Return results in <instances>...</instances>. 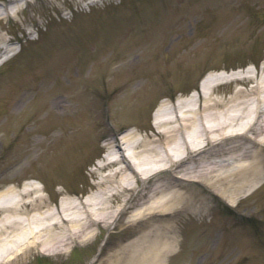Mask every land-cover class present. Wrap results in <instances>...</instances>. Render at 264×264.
I'll use <instances>...</instances> for the list:
<instances>
[{
	"label": "rangeland",
	"instance_id": "374dc122",
	"mask_svg": "<svg viewBox=\"0 0 264 264\" xmlns=\"http://www.w3.org/2000/svg\"><path fill=\"white\" fill-rule=\"evenodd\" d=\"M119 1L122 2L120 6L117 5ZM128 1L30 0V5L20 10L15 17L0 21V38L8 40L22 37L25 40L20 53L8 59L0 68V81H3L0 87V188L21 186L33 180L40 182L38 185L44 186L45 192L48 193V196H45L42 192L50 208L58 204L63 196L82 199L84 194L94 190L93 184L99 176L94 172V164L104 151L103 144L97 138L104 130L102 115L99 113L97 116L99 102L107 99L113 123L117 128L122 125H134L132 131L136 135L152 137V131H149V128H153L151 113L164 97L166 101H174L179 91H182V94L190 92L201 77L214 74L208 73L212 68L232 65L240 67L243 63L249 64V59H258V55L264 56V6H256L258 0H240L247 6L246 11L239 5V0H169L171 6L165 9L167 14L184 11L187 21H184V24H177V21V29L174 34L172 32L168 41L162 45L157 42L156 48L150 52L160 55L159 64L155 69L157 74L153 73L149 66H145L142 76L131 78L125 83L121 82L122 80L117 81L127 87L123 91L121 88L116 91L110 86L100 84L101 78L110 75L111 66L104 69L102 60H97L92 62L97 64L91 72L88 69L82 72L75 68L70 74L64 73L56 79L62 82L64 87L71 85L70 90L62 89L58 93H51L42 88L40 93L37 89L26 87L28 85L17 89L19 78L26 79V83H34L40 75H44V65H39L40 58L36 56L41 44H45L61 31L78 27L87 16L88 21L91 19V22L98 23L107 20L108 16L114 17L116 14L127 12L125 10ZM162 1L149 0L155 4L153 6L159 8L163 6ZM225 1H230V10L218 5V2ZM254 11L260 12L257 17ZM221 16L231 19L220 20L212 26L214 21L211 19ZM159 18L163 19L162 13ZM49 20L52 24L47 23ZM45 25L48 28L44 32ZM154 27L157 28L156 25ZM95 28L96 26L86 25L76 33L70 31L71 33L63 35L52 46L55 58L73 50L70 42L76 36H79L81 41L89 37L97 41L107 40L109 44L106 48H113V42L117 40L121 30L110 29L106 25ZM37 29H41L38 37ZM123 32L127 39L131 37L128 20ZM147 46L143 44L140 48H134L132 54L126 57L135 63L144 60ZM11 47L13 54L17 51L13 47L18 49L19 46ZM87 48H82V53H86ZM51 55L48 50L46 56ZM1 58L3 57H0V60ZM208 63L209 66H205ZM152 66L155 67L156 63L152 62ZM134 70L128 71L133 73ZM52 71L54 73L56 69ZM92 74V91H89L86 83L74 86L77 80L73 79L81 80L90 75L91 81ZM125 74L129 73L120 72L114 78ZM152 75H158L159 80L154 87L150 82ZM14 76L16 78L7 83V80ZM50 80L54 81L52 78ZM153 88L157 91L154 96V91L150 92ZM128 91L133 93L136 104L130 108H126ZM77 94L79 95L76 100ZM84 96L89 100L83 98ZM20 98L22 100L15 105ZM11 103L13 110L7 114ZM33 110V114L37 113L35 117L31 116ZM46 111L48 115L44 118L42 113L45 114ZM41 131H48L51 135L45 139ZM22 141L27 143L28 147L21 143ZM77 152L76 160L66 158L68 154ZM225 167L226 163H222L216 173H221ZM257 188L250 196L245 198L248 191L239 195L235 201V209L245 217H251L249 224L246 223L250 221L249 218L238 225L237 221H231L233 218L217 216L213 212L206 218L211 217L213 221L208 226L209 229H205L203 221L207 222L206 219L200 222L197 217L189 214V221L180 220L175 224L177 234L174 248L162 258L161 264H264V168L263 181ZM183 224H189L184 231ZM251 225L254 228H251ZM119 229L120 227H116L115 233L110 230L111 235L104 245L99 241L103 239L102 230L105 229L99 226L98 231L95 230L97 235L86 242L74 240L66 247L48 250L51 252L46 254L47 256L44 255L46 251L40 254L45 248L39 246L32 249L28 257H20L16 264H87L92 259L94 262L91 264H110L113 258L118 256H114L112 251Z\"/></svg>",
	"mask_w": 264,
	"mask_h": 264
},
{
	"label": "bare ground",
	"instance_id": "6f19581e",
	"mask_svg": "<svg viewBox=\"0 0 264 264\" xmlns=\"http://www.w3.org/2000/svg\"><path fill=\"white\" fill-rule=\"evenodd\" d=\"M2 11L8 15L5 9ZM262 71L257 79H254L250 68L243 72L205 77L200 86H208L210 90L203 93L199 108L189 106L192 104L189 97L175 105H159L154 121L158 138L140 139L129 132L116 148L110 142L112 150L99 166L101 170L108 171L96 182V191L83 201L77 203L63 199L53 209L34 183L0 190V264H15L19 257H28L38 244L55 250L66 247L73 240H88L94 224L102 222L109 225L120 220L128 224L143 221V228H149L147 234H144L146 229H140L142 235L117 250L119 254L127 255L122 263L160 262L174 243L175 220L189 212L203 216L209 213L211 206L197 190L189 195L188 187L171 183L168 189L165 184L153 180L157 173L187 161L185 175L199 179L204 187L229 202H234L239 193L250 190L261 181V165L264 164V65ZM238 79L254 80L248 88L236 87L228 97L213 95L219 83ZM221 117L219 122L214 121ZM232 121H236L233 126ZM231 129L229 136L232 137L246 135L245 131L249 130L260 136L257 154L248 150L235 154L236 147H222L225 132ZM118 152L126 157L143 187L133 185V180L124 170L110 169L116 159L108 161V158ZM224 153L231 155L227 160L236 162H231L222 174H215L213 163L207 159ZM189 163L197 165L189 167ZM115 196L120 197V201L111 206V199ZM39 232L42 234L38 235ZM35 236L37 241H34ZM144 237L149 239L147 245L143 243ZM142 253L151 257V262L142 263L139 258ZM157 256L160 258L155 259Z\"/></svg>",
	"mask_w": 264,
	"mask_h": 264
}]
</instances>
